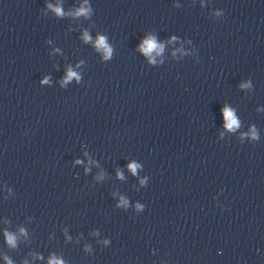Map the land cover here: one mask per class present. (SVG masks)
I'll return each instance as SVG.
<instances>
[{
	"label": "clouds",
	"instance_id": "1",
	"mask_svg": "<svg viewBox=\"0 0 264 264\" xmlns=\"http://www.w3.org/2000/svg\"><path fill=\"white\" fill-rule=\"evenodd\" d=\"M48 7L51 8L57 15H64L62 9L59 6L53 7L52 5H48ZM88 11H89L88 8L81 7L76 11L75 15H87ZM84 39L86 41L90 39V37L87 35V33H85ZM96 43H97L98 48L104 49L105 58L107 59L108 56L111 54V49L107 46L105 38L103 36L98 37V40ZM154 49L159 50V47L152 38H149L148 40L144 41V44L142 45V51L145 54H150ZM73 77H75L76 79H79L77 74L75 72H73L71 69H69L67 76L65 77L64 82L66 83L67 81L71 80ZM43 82L46 83L47 79H45V81H43ZM224 116L227 120L226 127L229 130H233L234 127L238 126V121L235 119L233 112L231 110L225 108L224 109ZM253 137L255 138L254 131H253ZM129 167L133 171V173L135 174L136 167H138V166L137 165H130ZM21 231L23 232V230H21ZM6 238H7V242L10 245L15 246V237L12 234L6 233ZM8 264H11V261H8ZM49 264H63V262L60 260H57L55 257H53L52 259H50Z\"/></svg>",
	"mask_w": 264,
	"mask_h": 264
}]
</instances>
